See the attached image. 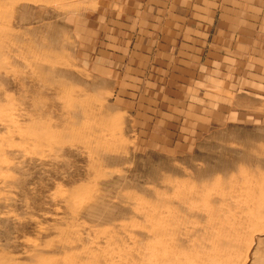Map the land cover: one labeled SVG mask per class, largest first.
I'll return each mask as SVG.
<instances>
[{"label":"rangeland","instance_id":"obj_1","mask_svg":"<svg viewBox=\"0 0 264 264\" xmlns=\"http://www.w3.org/2000/svg\"><path fill=\"white\" fill-rule=\"evenodd\" d=\"M157 1L0 0V264H264V27L171 76Z\"/></svg>","mask_w":264,"mask_h":264},{"label":"crops","instance_id":"obj_2","mask_svg":"<svg viewBox=\"0 0 264 264\" xmlns=\"http://www.w3.org/2000/svg\"><path fill=\"white\" fill-rule=\"evenodd\" d=\"M157 2L156 8H150L148 28L136 41L142 44L141 49L132 51L135 61L149 58L159 71L179 77L194 76L203 67L207 69L202 70L204 75L215 68L223 71L225 66L229 67L225 61H229L230 68L232 64L240 66L242 59L261 61L260 40L248 37L254 35L256 38L263 33L260 29L264 27V0ZM159 12H165L164 20ZM230 53L233 56H229Z\"/></svg>","mask_w":264,"mask_h":264}]
</instances>
